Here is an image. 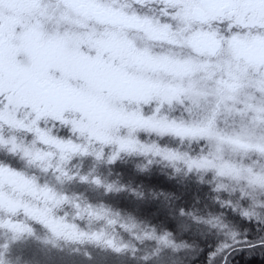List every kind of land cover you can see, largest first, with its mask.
Wrapping results in <instances>:
<instances>
[{
    "label": "snow or ice",
    "instance_id": "snow-or-ice-1",
    "mask_svg": "<svg viewBox=\"0 0 264 264\" xmlns=\"http://www.w3.org/2000/svg\"><path fill=\"white\" fill-rule=\"evenodd\" d=\"M73 19L110 24L116 37L127 42L130 57L187 67L175 79L168 75L133 84L120 67L117 48L103 47L97 56L83 45L76 52L67 43L65 32ZM135 33L141 38H134ZM156 34L159 39L153 38ZM95 39L112 37L98 34ZM19 82L57 105V112L45 118L33 105L8 104L5 97L15 94ZM5 84L7 91L0 90V146L39 165L57 182L91 184L105 196L124 190L106 184L100 175L70 173L66 165L73 159H91L101 168L125 158L148 164L157 160L168 167L170 177L182 178L164 181L146 168H140L143 176L129 169L138 183L154 189L143 204H155L152 215L160 220L151 225L130 216L127 223L117 224L119 214L111 208L81 204L53 185L0 163V193L10 197L9 202L0 198V232L8 236L0 241V264H11L7 257L38 231L99 249L95 256L86 254L89 264H123L130 253L135 258L141 249L131 240L150 248L139 257L142 264H199L205 249L195 238L210 236L213 230L226 238L215 247L208 245L207 264H215L218 257L232 264L234 253L264 247V239L242 240L231 230L238 225L235 217L264 230V0H0V88ZM137 89L142 91L137 101L145 110L129 113L111 103L113 98L126 103ZM176 103L186 110L184 120L166 114ZM226 107L239 119V131L221 129ZM8 129L26 143L5 138L2 133ZM148 137L161 142L147 143ZM168 139L178 145L163 142ZM184 142L192 145L190 151H181ZM239 152H246L252 162L232 160L231 154ZM204 175L210 177L207 188L192 183L193 177ZM9 178L30 185L34 193L17 196ZM128 203L134 206L123 208L133 213L142 205ZM61 209H70L71 215H61ZM85 221H106L130 240L103 229L87 230ZM47 264L77 261L49 256Z\"/></svg>",
    "mask_w": 264,
    "mask_h": 264
},
{
    "label": "trees",
    "instance_id": "trees-1",
    "mask_svg": "<svg viewBox=\"0 0 264 264\" xmlns=\"http://www.w3.org/2000/svg\"><path fill=\"white\" fill-rule=\"evenodd\" d=\"M75 20L79 23V26L73 29V26L69 25L70 27L66 30V36L69 37V41L67 43H70L76 52L80 51L82 45L86 48V50L91 48V45H88L89 43H85L87 41L83 39V35H87L89 37L98 34L110 35L109 31L103 28V24H89L87 21L80 19ZM114 34L116 36V32H114ZM133 35L136 39L141 38L140 33H135ZM153 38L159 39L160 36H154ZM107 42L108 41H106V44ZM144 43L146 46L151 47V45L147 42ZM113 47L118 49L116 56L120 59V67L125 70V75L133 84H142L146 82L147 79L161 80L168 75H172V78L175 79L177 76L176 74L178 72L180 73L181 69H186L187 67L171 63H154L147 58L130 57L127 53V42L122 39H117V44H114ZM102 48L97 47V52H89H94L97 56H99L103 54ZM157 50L173 54L171 49L158 48ZM179 51L180 50H177V54ZM7 88L8 85L5 84L2 88H0V90L7 91ZM15 88L17 89L15 94L9 93L5 97L8 104H11L14 108L19 107L20 105H33V111L39 109L40 113L45 118L57 112V105L44 97L36 95L30 86L24 84L23 82H19L15 85ZM172 90L174 91L175 89ZM167 91V89L162 90L161 94H166ZM140 95H142V91L137 89L132 97L127 99L126 103H120L118 98H113L111 103L113 105L119 103L120 109L129 113L143 111L145 108L137 101V96ZM165 111L167 115H170L178 120L185 119L186 110L180 103L170 105ZM24 118L27 120L28 115H25ZM81 119H83V116ZM236 119L237 118L234 117L233 110L226 107L223 110L222 117L220 118L221 129L223 131L230 130L229 127L234 125H231V123H233ZM2 135L5 138L14 140L18 145H24L26 143L25 138L17 134L14 130H5ZM146 142L157 143L161 141L155 137H148L146 138ZM163 142L171 146L178 145V142L173 139H168ZM29 146L34 147V145L31 144H29ZM191 148L192 145L190 143L184 142L181 146V151H190ZM89 149L95 150L91 145H89ZM231 157L236 161H241L243 159L245 162H252V159L246 152L233 153L231 154ZM0 163L7 164L17 170H21L30 177H35L41 184L53 185L58 192L66 194L73 200H78L81 204L92 203L97 206L103 204L104 206L111 208L114 213L119 214L117 224L127 223L130 216L136 220L137 223L148 222L151 225L157 224L160 220V216L152 215V213L156 211L155 204H143V201L149 199V193L154 191V189L148 188L144 183H138L136 179L128 174L129 169H131L132 172L137 173V175L143 176L146 173L140 172V168H146L147 172L153 173L155 177L164 181L182 178V175L170 177L168 167L157 160H153L151 164H148L145 159L129 160L125 158L118 165L105 166L101 168V166L94 164L91 159H73L66 165V167L70 170V173L90 176L100 175L106 184L112 183L117 187H122L124 189L121 192H115L109 196H105L102 190L95 188L91 184H79L73 181L57 182L51 174L43 171L39 165L29 163L19 156L9 155L7 148L2 146H0ZM200 177L203 178L204 182H199L197 177H193L192 183L194 185L198 184L201 187L207 188L209 184L206 182L210 179V177L207 175ZM7 182L10 185H14L13 191L17 193V196L25 193H34V189L30 185L22 183L16 178H9ZM138 193L141 195H137ZM193 194L199 198H202L204 195L203 192L197 193L195 190L193 191ZM0 198H3L6 202H9L10 200L9 194L6 193H0ZM129 201H135L142 204L140 205L138 212L133 213L123 208L126 204L129 207L134 206V204L128 203ZM65 212L71 215L70 209L60 210L61 215L65 214ZM233 222L238 223V225L231 226V230L236 233H240V239H247L253 242L264 239V230L257 231L256 226L240 220L239 217H235ZM84 226L90 231L103 229L109 235L116 236L117 238L122 236L125 241L130 240V237L126 233L114 231L113 226L108 225L106 221H85ZM225 238L224 234L217 237L214 230L212 235L203 239L196 237L195 239L197 244H199L201 248L205 249V251L198 257L199 264H207V253L211 250L208 248V245L211 244L215 247L219 240ZM5 239H8L7 234L0 232V241ZM184 239L189 238L184 237ZM131 244L135 248L141 249V251L135 253V258H133L131 253L127 255L124 258L123 264H142L139 257L150 252V248L140 242H137L136 240H131ZM98 252L99 249H93L87 245H73L65 241L54 239L46 232L38 231L34 237H27L20 248L17 249L11 256H8L7 259L11 261V264H47V258L51 256L57 259L64 258L66 260H75L77 261V264H89L86 259V254L95 256ZM230 259L232 264H264V247H257L250 251L245 250L236 252L232 257H230ZM215 264H223V257H218Z\"/></svg>",
    "mask_w": 264,
    "mask_h": 264
},
{
    "label": "rangeland",
    "instance_id": "rangeland-1",
    "mask_svg": "<svg viewBox=\"0 0 264 264\" xmlns=\"http://www.w3.org/2000/svg\"><path fill=\"white\" fill-rule=\"evenodd\" d=\"M124 1L123 0H121V3H123ZM70 26H73V29L74 28H77L78 26H79V23H77L76 22V20L75 19H73L71 22H70V24H69ZM69 26V27H70ZM103 28L104 29H106V30H108L109 31V33H110V37H112V39L110 40V41H108L107 42V44H106V41H104V42H102V41H100V40H97V39H95V37L97 36V35H94V36H91V37H89V36H87L86 34V36H82L83 37V39H85L87 42H85V43H89L88 45H91V48L89 49H87L88 51H96L97 52V47H100V48H102V47H113V45L114 44H117V37L115 36V34H114V31H113V29H112V27H111V25L110 24H103ZM116 31H119V30H116ZM67 33L65 32V35H66ZM155 36H160L159 34H156ZM117 38V39H116ZM106 44V45H105ZM102 54V53H101ZM179 74V72L176 74V75H178ZM234 124V125H233ZM231 125H233V126H230L229 127V129L230 130H228V131H225V132H232V131H234V130H236V131H239V128H240V121H239V119H236L233 123H231ZM241 147H244L243 145H240ZM233 154V153H232ZM231 159H232V157H231ZM233 160V159H232ZM240 162H243V163H249V162H245L243 159L240 161ZM180 175H182V174H180ZM198 179V181L199 182H204L203 181V178H201L200 176L199 177H197ZM196 180V179H195ZM209 182H210V179H208V181L206 182L207 184H209Z\"/></svg>",
    "mask_w": 264,
    "mask_h": 264
}]
</instances>
